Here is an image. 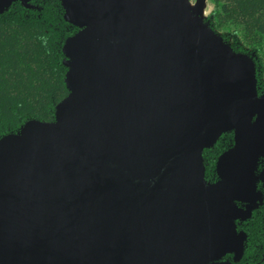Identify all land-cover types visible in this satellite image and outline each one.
I'll list each match as a JSON object with an SVG mask.
<instances>
[{
	"label": "water",
	"instance_id": "obj_1",
	"mask_svg": "<svg viewBox=\"0 0 264 264\" xmlns=\"http://www.w3.org/2000/svg\"><path fill=\"white\" fill-rule=\"evenodd\" d=\"M60 2L78 29L68 94L53 121L0 136V264H236L237 221L263 196L253 59L203 20L204 0ZM226 132L207 181L202 153Z\"/></svg>",
	"mask_w": 264,
	"mask_h": 264
},
{
	"label": "trees",
	"instance_id": "obj_2",
	"mask_svg": "<svg viewBox=\"0 0 264 264\" xmlns=\"http://www.w3.org/2000/svg\"><path fill=\"white\" fill-rule=\"evenodd\" d=\"M214 8L203 20L236 52L256 67L257 92H264V0H209ZM14 2L0 13V136L16 132L28 119L54 120L56 105L67 96L62 45L78 29L63 18L60 0ZM233 145V132L222 134L202 153L207 181L216 179L217 157ZM256 189L262 203L251 217L237 221L246 234L236 264H264V158L256 164ZM228 254L223 260L232 261Z\"/></svg>",
	"mask_w": 264,
	"mask_h": 264
},
{
	"label": "rangeland",
	"instance_id": "obj_3",
	"mask_svg": "<svg viewBox=\"0 0 264 264\" xmlns=\"http://www.w3.org/2000/svg\"><path fill=\"white\" fill-rule=\"evenodd\" d=\"M197 0H193V3H195ZM214 6L209 0H204L202 12L200 16L204 19L206 18L210 12L213 10Z\"/></svg>",
	"mask_w": 264,
	"mask_h": 264
},
{
	"label": "built area",
	"instance_id": "obj_4",
	"mask_svg": "<svg viewBox=\"0 0 264 264\" xmlns=\"http://www.w3.org/2000/svg\"><path fill=\"white\" fill-rule=\"evenodd\" d=\"M189 1H190L192 4H194V3H193V0H189Z\"/></svg>",
	"mask_w": 264,
	"mask_h": 264
}]
</instances>
